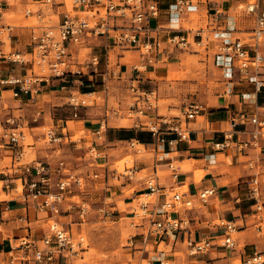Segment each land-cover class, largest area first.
<instances>
[{"label": "crops", "instance_id": "0c3cea01", "mask_svg": "<svg viewBox=\"0 0 264 264\" xmlns=\"http://www.w3.org/2000/svg\"><path fill=\"white\" fill-rule=\"evenodd\" d=\"M115 1L119 3L121 0ZM192 1L196 7L195 10L184 12L179 20H172L169 14V6L174 0H160V16L149 19V24L152 28L151 36L154 39H160L168 48H172L167 42L170 35L178 30H183L191 37L195 29L202 28L204 35L207 36V40L205 41V45L199 46H204L206 50L213 47L215 49L214 61L216 63L217 45L221 40L217 36L219 31L227 30L230 32V37H240L253 44L250 34L255 25V15L247 13L242 8L250 0ZM260 2L264 4V0H260ZM6 4L9 3L6 1ZM26 5L36 7L35 10H31V14H26V18L36 15L37 23L7 24L8 20L21 21L22 18L19 16V10L21 6ZM66 7V0H55L53 4L42 3L40 0H20L14 6L6 7L5 11L12 9L15 15L6 18L3 11V15L0 16L1 25L12 26L11 45L14 46V51L21 53L29 52L32 46L33 33L39 32L47 26L59 24ZM50 9L53 10L54 15L58 16L57 20L48 17L51 14L49 13ZM195 12L204 13L201 22H204V18L206 17V25L195 29L183 27V19H188L190 14ZM152 21H156V23L152 24ZM50 22L52 24H49ZM96 41L99 42L97 43ZM8 43L10 44V42ZM97 45L105 49L106 54L108 53V67H111V53L117 54V60L112 65L113 68H109L108 75L115 77L119 73V77L124 78L126 76L128 78L129 91H132V84L139 85L140 82L144 81L153 82L155 77L152 74L157 76L162 70L158 64L170 57V52H165L167 49L165 48L163 52H160L156 56L153 62H148L141 53L139 54V49L133 46L118 47L114 46L112 40H108L106 37H89L82 44L74 45L71 51L75 58L74 68H82L84 70L83 75H79L73 79L76 83L73 88L78 90V93L82 96V103L78 108L79 117L60 116L55 118V110L65 104L69 105L73 112L71 91L70 89L67 91L65 90L66 88L61 86V79L59 78L51 79L49 83H39L37 92L23 93L19 98L12 96L15 101L19 102L18 109L30 107L33 111L32 116L37 111H42V116L37 122L31 119L30 124H27L24 115L21 113L16 114L13 112L12 114L18 117L17 122L23 129L28 130V134L33 140L29 141V143L33 144L32 146H26L23 149L24 161L46 163L51 170L50 176L54 184L59 178L64 176L58 170L59 161L64 159L73 172L87 177L85 189L83 191L75 190L73 194H77L88 200L90 205L99 200L106 205L110 204L107 203V200L115 201L119 197L124 196L126 189L134 186L133 180L136 178V175L143 169H146L148 164L145 162L142 163V166H139L135 163L138 170L134 179H129L131 181L125 178L115 179L112 176L104 177L102 174L104 171L103 165L108 164L112 168L109 150L114 148H112L111 144L114 142L133 143V141H136L145 147V143L137 138H114L113 141L109 139L110 130L121 131V133L125 134L130 129L124 128L120 123V119L123 116L118 111H115L118 108L116 104L110 105L108 101L106 111L103 109V113L105 111L106 114H99L98 111H101L100 109L102 108L97 99L100 98L101 90H85L93 85L91 82H93L94 74H96H91L86 64H88L93 54H98L93 50L94 46ZM259 45L261 53L264 54V41ZM84 47L90 49V56L86 63L85 61H80V53ZM6 64L8 63L5 59L0 60V79L3 73L8 70ZM164 64L166 65V63ZM139 65H143V67H139ZM123 67L124 69H122ZM218 67L221 70L223 91L217 100L212 101L211 106L206 105L207 110L202 115L186 123L183 122L184 128L189 131V138L186 140L180 139L176 133L167 132L166 139L168 142H166L164 148H161L157 153H154L150 148L154 159L152 175L157 177L161 193L155 195V200L148 204L146 210V212L149 211L150 216L148 217L147 225L144 224L143 228L145 231L141 233L142 239L139 242L143 247H146L147 256L144 257L146 259L159 255L161 258L169 261L170 264H234V261L239 259L241 264H245L246 260L253 256L255 252L264 253V230L262 226L264 224V207L262 211L258 212L254 201L246 196L248 181L251 176L255 172H260L261 175H264V161H258L259 156H262L259 155L260 153L257 149L239 152L234 148L223 150L215 148V143L224 140L225 131L231 129L232 115H235L237 111H243L248 114L258 113L264 116V87L256 90L254 83L249 80L253 71L242 72L235 70L232 77H227L226 71L219 65ZM9 68L21 74L28 72L25 67L15 63H11ZM261 78H264V74L261 75ZM85 79L89 80L90 83L85 84ZM106 88L108 89V86ZM5 92H10L12 95L11 89L4 88L2 85L0 88V103L4 101ZM85 96H95V99ZM140 99L141 101L138 102L140 104L145 101V97ZM187 101L189 100L184 101V103ZM111 110L112 115L109 116ZM146 116L158 120L169 117L160 116L157 101L156 107L151 109ZM174 117L172 116L171 118ZM103 120H105L106 130L102 140L97 136V129L100 128ZM70 121L81 122L83 124L84 134L82 136L76 137L77 131L70 127ZM134 121L135 126L138 121L144 123L143 117L139 115L134 118ZM2 122L0 162L4 161L6 156L11 154L12 163L13 154L16 149L8 145L7 141L2 138L3 132L7 130L4 119ZM47 126H54L58 133H67L69 141L64 139L62 143L56 144L48 143L44 139L38 138V132L35 129H45ZM162 127L164 129L166 125L162 123ZM149 144L147 143L148 146ZM92 145H97L103 152H106L107 158L94 159L89 152ZM158 158L161 160L157 161ZM92 161H95V164H92ZM171 163L176 167L175 170L170 167ZM4 167L9 166L4 165L0 169ZM97 172L100 174L99 178L90 176L92 173ZM4 177L3 174H0V181L2 183ZM207 187H215L217 191L209 199L208 203L202 204L198 199V194ZM21 188L18 179H12L10 189L3 188L0 185V264H26L27 262L21 259V251H12L16 239L23 236L42 238L48 232L47 221L51 216L50 211L39 210L31 200L26 201L22 196ZM183 188L188 190L189 196L194 201L192 209H180V215L189 219L190 233L175 231L164 233L163 235L150 234L152 220H165L166 218V215L160 212L161 204L164 203L166 198L162 192L166 189L172 191L177 189L183 190ZM147 193V185L143 180V182H139L136 190L128 196L125 195L123 200L125 203H132L135 199ZM73 194H69L68 199ZM148 196L153 197L154 195L149 194ZM65 209L66 204H64L62 211H65ZM102 209L100 208V210ZM62 216L67 218V223L71 219H78L75 213L70 218L65 212L61 214ZM132 217H135V215ZM230 220L235 221L239 226V230L237 231L239 234L236 238L238 246L235 250L219 244L224 233V227L220 223ZM70 228L73 233V228ZM205 237L212 239L214 242L213 247L207 252L191 255L187 243L188 238L198 241ZM145 238L147 240H144ZM150 244L155 245V249H147V245ZM162 245L164 248L160 249ZM14 253L17 254V259L15 260ZM30 262L34 264L33 253ZM64 264H69V259ZM156 264H159V262H156Z\"/></svg>", "mask_w": 264, "mask_h": 264}, {"label": "built area", "instance_id": "2783aa9c", "mask_svg": "<svg viewBox=\"0 0 264 264\" xmlns=\"http://www.w3.org/2000/svg\"><path fill=\"white\" fill-rule=\"evenodd\" d=\"M40 1L52 4L55 2V0ZM72 2V10L66 9L63 12L59 24L47 26L41 31L33 33L32 46L27 53L5 50L6 39H9L10 43L12 41V26L0 25V57L8 63L6 64L8 70L1 76L0 83L11 89L14 98H19L23 93L37 92L39 83H49L51 79L59 78L61 86L71 91L72 117L78 118V108L82 102L77 99L78 90L74 89L73 85L67 84L75 77L84 74L82 68H74L75 58L71 52L74 45L82 44L92 36L106 37L108 40H112L114 46H133L139 49L148 62H153L156 56L168 47L160 39H154L151 36L152 28L149 19L160 16V0H121L119 3L115 0H72ZM5 8L6 2L0 0V16L3 15ZM195 8L192 0H174L169 6V14L172 20H179L184 12L193 11ZM242 8L247 13L255 15V25L250 34L253 44L240 37H230L229 31L221 30L222 32L217 33L221 40L217 45L216 60L218 65L226 71L227 77H232L235 70L253 71L249 80L254 83L256 90H260L264 87V78H261V75L264 74V54L259 49V44L264 41V4H261L260 0H250ZM218 12L220 11L218 10ZM31 13L30 9L26 11V14ZM191 37L186 31L178 30L169 36L167 42L172 48L180 49L190 47L193 42L198 45L206 44L207 36L204 35L202 28L195 29ZM99 61V55L93 54L86 64V67L91 69V74L98 73ZM11 63L25 67L28 72L21 74L12 70L9 68ZM131 90L134 93H139V96L147 93L142 91L138 84H132ZM150 93L153 94V92ZM148 95L145 97L143 106L137 103L136 113L139 116L147 115L149 110L156 107L155 102L151 99L152 96ZM206 110V104L192 99L184 103L183 117H165L161 120L150 118L144 123L138 121L136 126L151 132L153 141L149 146L154 153H157L168 142L167 132L176 133L180 139H188L189 131L184 128L183 122L186 123L197 118ZM41 114V110L37 111L33 116V121L37 122L41 118ZM17 121L18 117L13 114H8L4 119L7 130L3 132L2 138L16 150L11 165L0 169V174L5 176L1 186L10 189L12 179H18L24 199L31 200L39 210L50 211L51 216L47 221L48 232L42 238L19 237L16 239L12 251H21V259L26 261V264H31L32 253L34 264H64L70 256L78 255L79 250H84V237L80 236L76 241L70 228L75 220L71 219L67 223L69 227L67 228L60 218L61 214L65 212L69 218L75 213L79 220H83L89 212V201L73 194L75 190L83 191L85 189L87 177L73 172L67 162L62 159L59 161L58 170L64 176L53 184L50 176L51 170L46 163L24 161L23 149L33 144L29 143L28 132ZM162 123L166 125L164 129ZM144 124H146L145 127ZM105 127V120H103L100 128L97 129L99 139L104 136ZM38 138L56 144L62 143L64 139L69 141L67 133H58L54 126L46 127L43 133L38 135ZM0 145H2L1 142ZM215 148L217 150L234 148L239 152L257 149L259 155L262 156H259L258 161H264V116L258 113L248 114L237 111L235 115H232L231 129L225 131L224 140L215 143ZM89 152L94 159L107 158L108 156L97 145H92ZM160 160V158L157 159V161ZM92 162L95 164V161ZM102 167L104 168L102 172L104 177L112 176L115 179H134L138 170L135 163L125 166L122 171L117 168L112 169L108 164ZM170 167L176 169L173 163L170 164ZM90 176L99 178L100 174L97 172ZM145 183L148 193L144 196L161 193L155 175L146 179ZM216 191L215 187L201 190L198 194L200 203H208ZM69 194H73V196L68 199ZM162 194L166 198L161 204L160 212L164 213L166 218L165 220H152L149 233L160 235L175 231L190 233L189 219L180 215V209L190 210L194 207L193 198L189 196L188 190L168 191L166 189ZM76 196L80 200L73 199ZM246 196L254 201L258 212L262 211L264 207V175H261L260 172H255L249 179ZM150 202L149 200L141 201V209L146 212ZM64 204H66V209L62 211ZM134 215L136 216L137 213ZM220 224L224 227V233L219 244L232 250L237 249L238 244L234 233L239 230L238 224L232 220ZM187 243L191 255L207 252L214 245L212 239L207 237L198 241L188 238ZM13 256L14 260L17 259V254L14 253ZM156 262L170 264L159 255L146 259L144 264H156ZM245 264H264V253L255 252L246 260Z\"/></svg>", "mask_w": 264, "mask_h": 264}, {"label": "rangeland", "instance_id": "374dc122", "mask_svg": "<svg viewBox=\"0 0 264 264\" xmlns=\"http://www.w3.org/2000/svg\"><path fill=\"white\" fill-rule=\"evenodd\" d=\"M3 1H7L9 3L6 4V7L14 6L18 1L20 2V0ZM66 3V9L72 10V0H66ZM28 9L35 10L36 7L32 5L21 6L19 16L22 20L18 22L8 20L7 24H36V15L28 16V18H26V11ZM49 11L51 14L48 15V17H52L57 20L58 16L54 15L53 10L50 9ZM4 12L6 18L15 15L12 9L8 11L4 10ZM203 15L204 13L201 14V12L190 14L188 19H183V27L195 29L200 26H205L207 23L206 17L204 18V22H201ZM155 23L156 21H152V24ZM1 24L0 19V25ZM49 24L52 23L50 22ZM96 42L98 43L99 41ZM92 45L94 44L92 43ZM4 48L7 52L11 50L14 51L15 49L11 43H7ZM93 50L98 53L100 61L98 65V74H94V80L91 82L93 85L89 88L102 91L100 98L97 99L100 107L102 108L100 109L101 111H98L99 114H106L105 111L108 101L110 105L116 104L118 108H116L115 111H118L121 116H123V118L120 119V123L124 126V128L133 129L136 132L144 131L147 134H151L148 130H141L135 126L134 123V118L138 115L136 113L137 103L141 101L140 98L146 97L148 94V96H152L151 99L155 102V104L157 101L160 116L183 117L184 101L191 99L201 100L206 105L211 106L212 101L217 100L218 96L223 91L221 70L214 61L215 49L213 47L206 50L204 46H199L193 43L191 47L186 49L167 48L165 52L169 51L170 57L164 61L161 60L163 62L158 64L162 70L157 74V76L152 74V76L155 77V80L153 82L144 81L139 83L140 89L147 92L145 95L142 94V96H139V93L129 91L128 78H126V76H124V78L119 77V73H117L115 77H110L108 75L109 70L113 68L112 65L117 60L116 53H111V67H108L106 50L100 45L94 46ZM89 51L90 49L85 47L81 50L80 61H85V63L88 61L90 56ZM2 59L3 58L0 57V60ZM164 63H166V65ZM129 65H131V63H129ZM139 67H143V65H139ZM122 69H124V67ZM88 70L91 72V69L88 68ZM67 84L75 86L76 83L74 81H70ZM1 86L2 84L0 83V88ZM107 86L108 89L106 88ZM65 90L68 91V89ZM150 92H153V94ZM76 96L77 99L81 100L82 96L79 93H77ZM85 97L95 99V96ZM18 104L19 102L15 101L10 92H5L4 101L3 103H0V121L2 122L8 114L15 112L16 114L21 113L24 115L27 124H30L31 119H33L32 109L30 107H22L21 109L24 108L23 110L18 109ZM143 104L144 102L140 105L143 106ZM12 107L13 109H11ZM103 109H105L104 113ZM111 112L112 110L109 112V116L112 115ZM55 114V118L60 116L69 117L72 116V109H70L69 105L65 104L62 107H58L55 110ZM142 117L144 121L150 119V117H147L146 115H142ZM1 122L0 133L3 131ZM69 125L71 128L76 129V137H80L84 134L83 124L81 122L76 123L74 121H70ZM145 126L146 124H144V127ZM25 130L28 132L27 129ZM35 131L38 132L37 135H40L43 133L44 128H37ZM114 138H117V132L110 130L109 139L113 141ZM29 141H33L30 135ZM42 142L41 144H43ZM144 143L145 147L136 141H133V143L114 142L111 144L112 148H114L109 150L112 169L117 168L119 171H122L125 166H131L133 163H136V165L139 166H142V163L145 162L148 164L146 169H143L136 175V178L133 180L134 186L126 189V196L132 194V192L136 190L139 182H143V180L145 182L146 179L150 178L153 174L152 166L154 159L152 152L150 151L151 147L147 145L148 142L145 141ZM10 164L11 154L7 155L5 160L0 162V167H3L4 165L10 166ZM0 185H2L1 181ZM183 190H185V188H183ZM124 196L119 197L115 201L109 199L107 200V203L110 204L106 205L100 200L94 202L90 205L89 212L85 215L83 220L77 219L71 224L75 240L77 241L80 236L84 237V250H79L78 255L75 254L70 256L69 264L146 263V258H144L147 256V251H145L146 247H143L139 242L142 239L141 233L145 231L143 227L144 224L147 225L150 213L149 211H143L140 203L141 201L146 200L154 201L155 195L153 197L142 195L138 199H135L132 203H125L123 200ZM73 199L80 200L78 196L73 197ZM100 208L103 209L100 210ZM135 213H137V215L132 217ZM60 221L64 222L65 227L69 228L67 218L62 216ZM262 226L264 230V224H262ZM238 234L239 233L235 232L234 237L237 238ZM76 248L78 249V247ZM163 248V245L160 246V249ZM147 249H155V245H147ZM234 264H241V262L237 259L234 261Z\"/></svg>", "mask_w": 264, "mask_h": 264}, {"label": "trees", "instance_id": "16d2710c", "mask_svg": "<svg viewBox=\"0 0 264 264\" xmlns=\"http://www.w3.org/2000/svg\"><path fill=\"white\" fill-rule=\"evenodd\" d=\"M86 83L89 84L90 81L87 80V79H85V84ZM85 90H91V89L90 88H87ZM115 132H117V138H119V139H124V138H137V139H139L142 142H145L146 141L148 143L151 142L152 139H153L150 133L147 134L144 131L135 132L133 129L132 130L130 129V130L126 131L125 134L121 133V131H115ZM146 138H148V139H146Z\"/></svg>", "mask_w": 264, "mask_h": 264}, {"label": "bare ground", "instance_id": "6f19581e", "mask_svg": "<svg viewBox=\"0 0 264 264\" xmlns=\"http://www.w3.org/2000/svg\"><path fill=\"white\" fill-rule=\"evenodd\" d=\"M7 40V43L9 42V39H6Z\"/></svg>", "mask_w": 264, "mask_h": 264}]
</instances>
